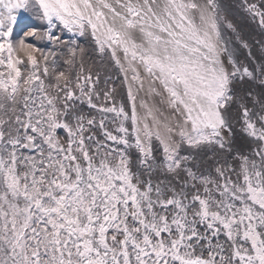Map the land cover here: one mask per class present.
<instances>
[{
	"label": "snow or ice",
	"instance_id": "obj_1",
	"mask_svg": "<svg viewBox=\"0 0 264 264\" xmlns=\"http://www.w3.org/2000/svg\"><path fill=\"white\" fill-rule=\"evenodd\" d=\"M0 264H264V0H0Z\"/></svg>",
	"mask_w": 264,
	"mask_h": 264
}]
</instances>
